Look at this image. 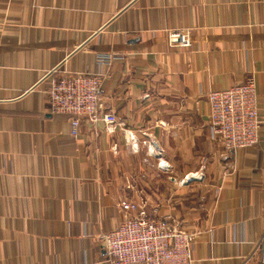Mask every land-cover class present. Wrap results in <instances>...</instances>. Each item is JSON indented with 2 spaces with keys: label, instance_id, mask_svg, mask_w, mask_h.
<instances>
[{
  "label": "crops",
  "instance_id": "crops-1",
  "mask_svg": "<svg viewBox=\"0 0 264 264\" xmlns=\"http://www.w3.org/2000/svg\"><path fill=\"white\" fill-rule=\"evenodd\" d=\"M55 68L104 75L114 132L72 135ZM251 76L259 142L227 156L207 97ZM123 199L194 233V264H264V0H0V264H110Z\"/></svg>",
  "mask_w": 264,
  "mask_h": 264
},
{
  "label": "built area",
  "instance_id": "built-area-1",
  "mask_svg": "<svg viewBox=\"0 0 264 264\" xmlns=\"http://www.w3.org/2000/svg\"><path fill=\"white\" fill-rule=\"evenodd\" d=\"M172 38L182 47L192 44L188 32H173ZM103 59L110 62L109 57ZM53 72L48 90L52 113L70 117L73 136L79 135L83 118L93 123L103 121L108 132L115 131L121 121L113 111H105L102 73H58L56 68ZM207 101L211 137L221 145L223 154L232 155L259 142V94L253 76L243 83L211 90ZM118 205L121 222L99 237L107 247L110 264H194V233L181 228L172 216L150 211L145 200L123 199Z\"/></svg>",
  "mask_w": 264,
  "mask_h": 264
},
{
  "label": "water",
  "instance_id": "water-1",
  "mask_svg": "<svg viewBox=\"0 0 264 264\" xmlns=\"http://www.w3.org/2000/svg\"><path fill=\"white\" fill-rule=\"evenodd\" d=\"M227 156H230V155H227ZM197 178H198V177H196V176H194V175L188 176V177H187V182H190V181H192V180H194V179H197ZM102 248L104 249V251H105L106 253H108L107 247H106L105 245H102Z\"/></svg>",
  "mask_w": 264,
  "mask_h": 264
}]
</instances>
